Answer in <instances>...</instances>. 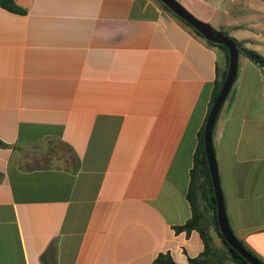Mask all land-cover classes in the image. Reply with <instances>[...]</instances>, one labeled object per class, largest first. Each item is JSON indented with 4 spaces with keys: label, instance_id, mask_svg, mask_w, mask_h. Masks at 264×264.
<instances>
[{
    "label": "crops",
    "instance_id": "1",
    "mask_svg": "<svg viewBox=\"0 0 264 264\" xmlns=\"http://www.w3.org/2000/svg\"><path fill=\"white\" fill-rule=\"evenodd\" d=\"M13 2L24 12L0 7V264H150L163 251L186 264L201 240L173 226L190 216L223 50L152 0ZM230 88L211 130L223 209L264 263L261 67L237 56Z\"/></svg>",
    "mask_w": 264,
    "mask_h": 264
},
{
    "label": "trees",
    "instance_id": "2",
    "mask_svg": "<svg viewBox=\"0 0 264 264\" xmlns=\"http://www.w3.org/2000/svg\"><path fill=\"white\" fill-rule=\"evenodd\" d=\"M156 1L161 9L181 21L195 35L203 39L206 44L210 46H216L222 49L224 52V66L222 68H215L213 87L207 105L208 111V108L219 87L221 86L225 76L228 59L227 50L222 44H215L205 40L198 32L192 29L176 15L171 13L163 4L159 2V0ZM0 7L11 12H24V9L16 5L13 0H0ZM232 39L237 46V54L241 53L242 56H245L249 60L256 63L259 67H261L264 73V58L255 50L246 48L242 45L241 42L237 41L234 38ZM230 92L231 88L229 89L224 101H227L230 98ZM202 128L203 123L201 124L200 129L197 133V143L192 157V165L189 170V185L186 192V199L190 207V216L182 224L173 226V230L175 232L183 231L185 234H188L190 231L194 230L201 240V251L193 257H187L186 264H250L224 241L223 237L218 231L215 217V201L212 193V185L202 145ZM0 145H2L1 142ZM236 240L248 253L256 257L252 252L246 249L245 246L237 238ZM257 259L261 261L259 258ZM150 264L179 263L175 262L172 259L168 251H163L158 252L152 259Z\"/></svg>",
    "mask_w": 264,
    "mask_h": 264
},
{
    "label": "water",
    "instance_id": "3",
    "mask_svg": "<svg viewBox=\"0 0 264 264\" xmlns=\"http://www.w3.org/2000/svg\"><path fill=\"white\" fill-rule=\"evenodd\" d=\"M159 2L163 4L171 13L176 15L192 29L198 32L205 40L215 44H222L227 50L228 59L225 76L208 108L203 122L202 145L212 185V193L215 201V217L219 233L223 237L224 241L250 264H263L241 246L229 228L223 209L217 169L211 145V130L214 120L235 77L238 55L237 46L230 36L220 30L212 28L209 24L200 21L183 8L177 1L159 0Z\"/></svg>",
    "mask_w": 264,
    "mask_h": 264
},
{
    "label": "rangeland",
    "instance_id": "4",
    "mask_svg": "<svg viewBox=\"0 0 264 264\" xmlns=\"http://www.w3.org/2000/svg\"><path fill=\"white\" fill-rule=\"evenodd\" d=\"M153 3L159 7L156 0ZM189 13L195 16L200 21L205 22L206 15L212 17V21L207 23L216 30H223L227 35L231 34L234 38L239 40L247 39L245 47L255 50L258 44L255 42L254 33L258 30L264 31V1L259 0H209L211 7L207 8L205 1L207 0H175ZM197 1V2H195ZM195 2L200 6V13H193L191 11L192 3ZM206 10L205 13L202 12ZM203 16V17H201ZM241 23L239 27L230 28L232 25ZM221 24V26H219ZM239 25V24H238ZM262 50V49H259ZM238 61L242 59V54L239 53Z\"/></svg>",
    "mask_w": 264,
    "mask_h": 264
}]
</instances>
